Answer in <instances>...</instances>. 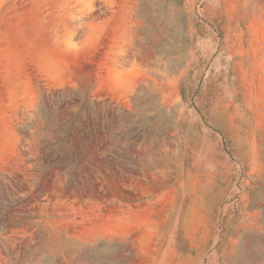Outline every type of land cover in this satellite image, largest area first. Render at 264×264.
Here are the masks:
<instances>
[{
	"label": "rangeland",
	"instance_id": "obj_1",
	"mask_svg": "<svg viewBox=\"0 0 264 264\" xmlns=\"http://www.w3.org/2000/svg\"><path fill=\"white\" fill-rule=\"evenodd\" d=\"M0 264H264V0H0Z\"/></svg>",
	"mask_w": 264,
	"mask_h": 264
}]
</instances>
